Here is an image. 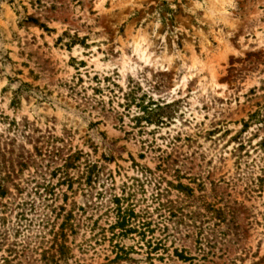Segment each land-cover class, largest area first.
Instances as JSON below:
<instances>
[{
  "label": "rangeland",
  "instance_id": "1",
  "mask_svg": "<svg viewBox=\"0 0 264 264\" xmlns=\"http://www.w3.org/2000/svg\"><path fill=\"white\" fill-rule=\"evenodd\" d=\"M3 186L0 264H264V0H0Z\"/></svg>",
  "mask_w": 264,
  "mask_h": 264
},
{
  "label": "trees",
  "instance_id": "2",
  "mask_svg": "<svg viewBox=\"0 0 264 264\" xmlns=\"http://www.w3.org/2000/svg\"><path fill=\"white\" fill-rule=\"evenodd\" d=\"M7 194V190L3 187L0 188V197H5ZM113 202L117 205V214L119 216L118 221L112 229H120L121 235L123 237H127L129 235L135 234L138 232V228L135 227L134 221L138 218V215L134 210L123 209L121 205V199L115 197ZM152 232V231H150ZM144 235V234H143Z\"/></svg>",
  "mask_w": 264,
  "mask_h": 264
}]
</instances>
